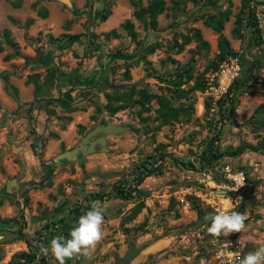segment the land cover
<instances>
[{"label":"rangeland","instance_id":"374dc122","mask_svg":"<svg viewBox=\"0 0 264 264\" xmlns=\"http://www.w3.org/2000/svg\"><path fill=\"white\" fill-rule=\"evenodd\" d=\"M16 1L0 0V264H7L15 252L27 251L19 228L25 234L38 232L39 243L44 246L57 236L69 238L81 216L71 209L85 206L93 194L112 195L118 185L133 186L145 158L146 166H161L163 173L144 177L131 199L100 201L106 209L103 241L90 260L77 257L65 264H114V253L121 257L130 244L144 247V238L165 243L138 264L152 259L153 264H221V250L242 259L264 245V152L245 148L211 166L200 163L206 142L216 138L217 130L215 144L221 151L255 145L264 137V126L253 118H264L256 112L264 103V45L255 43L242 7L244 0H183L177 7L173 0H164L166 8L158 15L155 29L134 16L130 0H70L71 7L57 0H21L15 7ZM149 1L140 0V4L147 6ZM48 2L60 11L50 20L54 27L39 23L32 29L30 9L38 16V11L48 10ZM226 9L230 13L221 33L228 39L232 54L219 61V32L204 21L208 15ZM104 10L110 11L106 23L99 19ZM256 14L264 38L263 4L256 5ZM237 17L242 23L234 32ZM126 21L133 23L135 40L124 28ZM4 29L15 46L3 37ZM112 29L116 36L109 33ZM195 29L200 30L205 45L192 37ZM64 34H78L80 38L58 49ZM182 34L191 38L177 51L175 42H182ZM50 36L61 40H51ZM151 46L153 51H147ZM5 54L12 56L4 61ZM212 60L219 61L217 68L202 73ZM235 62L238 75L229 84L214 76L216 70H226ZM187 66L192 78L181 87L188 93L174 99V104L184 102L186 106L190 102L193 109L168 123L160 125L156 98L145 103L149 110L140 115L137 101L112 116L103 107L106 94L127 91L132 84L136 90L146 88L151 94L170 96L168 85L157 76L171 78ZM200 75L206 80L204 91L192 89L194 78ZM246 76L249 79L238 85ZM233 86L237 88L223 102L224 118L217 100ZM44 98H68L75 109L69 111L63 103H47ZM138 98L136 91L131 102ZM108 121L124 129L98 132L90 140L104 136L103 145L97 143L91 152L58 160L88 131ZM212 121L217 124L214 129ZM159 143L164 144L163 159L157 157ZM46 164L52 167L49 177ZM239 172L243 173V184L233 191L234 175ZM220 190L225 195H217ZM228 198L233 210L246 217V228L215 238L207 232L211 222L206 218ZM13 217L16 221H8ZM137 254L136 258L140 257L141 253ZM40 256L39 251L37 259L28 264H41ZM45 261L58 264L50 253Z\"/></svg>","mask_w":264,"mask_h":264},{"label":"trees","instance_id":"16d2710c","mask_svg":"<svg viewBox=\"0 0 264 264\" xmlns=\"http://www.w3.org/2000/svg\"><path fill=\"white\" fill-rule=\"evenodd\" d=\"M87 1H89V0H87ZM193 1H195V0H193ZM251 1H253V0H244L242 7L245 9L248 24L251 26V29L253 31L255 43L258 45H261V44L264 45V38H262L261 30L259 27V20H258L257 14H256V5L257 4H263L264 5V1H253L254 4H251L250 3ZM130 2L135 7L134 12H133L134 16L140 20H144V22L147 21L146 27L155 29L157 26L158 15L161 14L166 8L165 1L164 0H150L147 6H142L140 4V0H130ZM172 2H174L173 5L175 7H177L179 5V3L183 2V0H173ZM20 4H21V0H18V1L13 3V5L15 7H19ZM229 13H230V10L226 9V10H223L222 12L218 13V15H208L204 21L206 26L211 27L216 32H219V36L217 39L219 61L224 59L226 55L232 54V52H231L232 50L230 49V44H229L228 39L225 36H223L221 33V30L223 28V23H224V21L228 20V14ZM109 15H110V11L104 10L102 12L100 18H99L100 21H105ZM38 16L45 18L47 16V11L46 10L38 11ZM146 18H147V20H146ZM235 22H236V28L234 29V32H238L239 26H241V23H242V18L237 17ZM124 28L126 29L131 40H135L136 39V32L134 31L133 23L130 21H126L124 23ZM109 33H111L113 36L117 35V33L114 29H112ZM109 33L106 34V36H109ZM2 34H3V37H5L12 46H15L12 39L10 38V33L7 29H4ZM192 37L196 41H199L200 45L206 44V42H204L201 38V34H200L199 29L194 30ZM49 38L51 40L52 39L57 40V41L61 40L60 38H53L51 36ZM63 38L64 39L61 42V44H58V49L67 48L72 43L77 42L80 38V35H78V34L65 35L64 34ZM190 38H191V36H188L186 34H182V42L181 43L175 42L177 44V51H181L183 49V45L187 44L190 41ZM89 44H92V41H90ZM14 48H16L15 54L18 55L19 50L17 49V47H14ZM153 49H154V46H151L147 49V51L152 52ZM2 51H3V48H2V46H0V52H2ZM11 56H12L11 54H5L3 56V60L7 61L11 58ZM219 61L218 60L217 61L216 60L210 61L202 73H204L205 71L207 72V71L216 69L218 64H219ZM190 70H191V68L189 66H187L186 68H184V70L177 72V74L175 73L171 78H167V79H164L162 76H157L158 80L164 81L168 85V89L171 91L170 96H166L163 93H152L151 94L147 91L146 88H141L139 90H136L135 85L132 84L131 86H129V89L127 91L115 90L112 94H106L107 102L104 104L103 107L112 116L119 109H123L128 104H130V103L133 104L137 101L136 103H139V105H140L139 111L137 113L140 115L141 112L149 110V107L146 106L145 103H149L151 98H156L157 103H158V107L156 108V111L158 113V116L161 117L160 125L164 124V123H168L170 121V119H176L177 116L181 112L184 113L185 111L193 109L192 104L190 102L188 104H186V106H185L184 102H180L178 105L174 104V99H178L180 97L186 96L188 93V89L186 90L185 88H182L181 86L183 84H185L187 82V80L192 78L191 74L189 73ZM127 71H128V68L126 67L125 75L127 77H129ZM184 76H185V79H184ZM2 77H4V79H6V77L4 75ZM28 79H29V77H28ZM248 79H249L248 76H246L239 83L238 82H236V83H238V85H243ZM36 84H37V82L35 83V85ZM234 87H236V86L228 88L226 93L224 94V96L222 95L217 100V105H218L217 108L220 112H222L221 114L223 115L221 117H224V118L226 117L225 114L223 113V110H224V108H222L223 102L225 101L226 98H229L231 91L235 90ZM192 89L204 91L206 89V80L201 75L196 76L194 78V83L192 85ZM136 91H137L138 95L140 96V98H138L137 100H133L131 102V96ZM45 101L47 103H52V102H57V101L60 104L63 103L65 108L69 111H73L75 109L71 106V102L68 98H66V100H64L63 98L62 99H60V98H47V99H45ZM119 101H120V103H116ZM205 106H206V109H209L210 108L209 102H206ZM96 110L98 111L99 107H97ZM256 112L258 114L261 112V115L264 114V103L260 104L256 108ZM253 118L256 122H259L262 126H264V118H255V115ZM143 120H147V117L143 118ZM221 122L223 123V120ZM210 123H211V126L213 127V129L217 127L216 122L212 121ZM79 127H81V125ZM145 128H146L145 129L146 131L150 130L149 127H145ZM81 129H82V127H81ZM53 135L56 136L55 134H53ZM215 136H216V138H209L208 141L206 142V147L200 156V163L202 166H211L215 161H217L218 159H220L223 156H235V155L241 153L242 151H244L245 148H249L250 150H252L254 152H264V137L261 140H259V142L255 145L243 144L238 149H229V150L221 151L219 149V147L215 144V141H218V139H219V130L216 131ZM31 146H32V148L34 147L33 144ZM163 148H164V144L159 143L157 150L158 151L161 150V152L157 153V155H158L157 157H159L160 159H163V156H164V151L162 150ZM146 160H147V158H145L144 162H141L142 163L141 164V167H142L141 171L142 172L141 171L139 172L138 178L136 179V182L133 186H131V185L119 186L118 185L115 189V191H117V192L116 193L114 192L112 195L111 194H108V195L93 194L90 196V199H88V202L85 206H82V208H78V206H76V207L74 206V208L71 209V212L74 215L83 214L87 209L90 208L91 203L96 199H98L99 201L107 200L110 198H120V199H125V200L131 199L133 197L134 191L137 189V186L141 184L144 177H147V176L152 175V174L160 175L163 173V169L161 168V166H152V165H150V167L146 166L145 165L147 163V162H145ZM175 161H176V163L181 164V165L190 164V162L186 163V162L179 161V160H175ZM45 167H46L45 170L47 171V176L49 177L51 175V172H52V167L49 164H46ZM104 196H105V198H104ZM26 199H27V197H26ZM139 208H140V206L137 207V209L134 211L133 215L139 210ZM198 212H199V210H198ZM8 221H16V218H14V217L10 218ZM36 235H37V238H36L35 234L31 235V236H27V235L21 233V231H20V236L22 238H24L26 243H27V251L15 252L14 254H12V256H11L10 260L7 262V264H28V263L35 261L37 259V253L40 251V247L42 245L41 243H39L38 232ZM45 257L46 256L41 253L40 258L38 259L39 261H41V264H46ZM0 258H1V255H0Z\"/></svg>","mask_w":264,"mask_h":264},{"label":"clouds","instance_id":"9594fccd","mask_svg":"<svg viewBox=\"0 0 264 264\" xmlns=\"http://www.w3.org/2000/svg\"><path fill=\"white\" fill-rule=\"evenodd\" d=\"M235 183L236 187L232 189L233 191L243 184V180L237 179ZM217 195H225L224 190H220ZM105 212L106 209L100 201H93L90 209L79 216L76 225L69 233V238L54 237L48 246L41 245V253L45 256L50 253L58 264H65L66 260L77 257L90 260L105 237ZM206 219L211 222L207 232L215 238L227 237L233 232L241 233L246 228L244 222L246 217L233 210L231 198L223 200L222 206L217 207L216 213ZM219 255L224 260V264H234L232 253L225 254L221 250ZM239 264H264V245L244 255L239 260Z\"/></svg>","mask_w":264,"mask_h":264},{"label":"water","instance_id":"95a60500","mask_svg":"<svg viewBox=\"0 0 264 264\" xmlns=\"http://www.w3.org/2000/svg\"><path fill=\"white\" fill-rule=\"evenodd\" d=\"M57 1H60L61 3L69 7L72 6L70 0H57ZM89 29H90L89 27L86 29L88 40L90 39ZM123 129H124L123 127L116 126L109 121L105 124H98L94 128H92L90 131H88L73 149L61 153L58 156V160L63 159V158L64 159L74 158L76 157L78 152H82V153L91 152L94 150L95 145L97 143L103 145L104 140H105L104 136H100L98 138H95L94 140H90L91 136L97 134L98 132H102V133L119 132V131H122ZM138 250H139L138 247L134 246V244H130L129 249L126 252V254L121 258H117L114 264H126L128 261H130L133 258V256L137 253ZM153 261H154L153 259L148 260L147 262L143 264H152Z\"/></svg>","mask_w":264,"mask_h":264},{"label":"crops","instance_id":"0c3cea01","mask_svg":"<svg viewBox=\"0 0 264 264\" xmlns=\"http://www.w3.org/2000/svg\"><path fill=\"white\" fill-rule=\"evenodd\" d=\"M48 3H50V2H48ZM48 7V14H47V16L45 17V18H42V17H39V16H37V14H34V11H31V9H30V14H31V16H30V18H33L34 19V21H33V23H32V29L35 27V28H38V24L39 23H43L44 25L43 26H45V27H47L48 25L49 26H51L50 25V23L52 22V21H50V20H53V14L54 13H60V11L58 10V12H57V7L51 2L50 3V5L49 6H47ZM18 10H19V8H18ZM33 15H35V16H33ZM58 16H60L59 14H58ZM57 16V17H58ZM36 17H38V20L36 19L35 20V18ZM41 21V22H40ZM106 22H108V20L106 19L105 21H104V23H106ZM34 26V27H33ZM44 27V28H45ZM51 27H54V26H51ZM56 27V26H55ZM48 28H50V27H48ZM43 58L42 59H45V57H44V55L42 56ZM51 70V69H50ZM48 71V79H50V76H49V74L50 75H52V71ZM47 76V75H46ZM47 78V77H46ZM54 79H55V77H54ZM47 80V79H46ZM76 81H78V83L80 82V79L78 78H76ZM44 83V82H43ZM86 85V84H84V83H81L80 85ZM45 85H46V82H45ZM44 99H46V98H44ZM113 199H120V198H113ZM107 200H109V199H107ZM121 200V199H120ZM106 201V200H105ZM90 209V208H89ZM140 239V238H139ZM145 239V241L146 242H144L143 243V246L144 247H140V245H137L136 244V247H138V248H140L138 251H137V253H141V255H140V257H137L136 258V256L135 257H133V259H131V261H130V264H138V263H140V262H142L141 260L142 259H144V258H147L150 254H152V253H154V252H156V251H158V250H160L161 249V247L164 245V243L165 242H163V241H159V240H153V241H150V240H148V238H144ZM141 244V243H140ZM135 246V245H134ZM124 247V246H123ZM122 247V248H123ZM136 253V254H137ZM135 254V255H136ZM138 255V254H137ZM148 261V260H147ZM147 261H145V262H147ZM145 262H143V263H145ZM154 262V261H153ZM152 262V263H153ZM163 264V263H162ZM164 264H166V263H164Z\"/></svg>","mask_w":264,"mask_h":264},{"label":"built area","instance_id":"2783aa9c","mask_svg":"<svg viewBox=\"0 0 264 264\" xmlns=\"http://www.w3.org/2000/svg\"><path fill=\"white\" fill-rule=\"evenodd\" d=\"M237 59H235L236 61ZM238 71H239V65L237 62H235L234 64L231 65L230 68L223 70V69H219L218 71L216 70L214 72V76H218L221 78V80L223 79L226 84H229L237 75H238ZM220 72V74H219ZM225 84V85H226ZM243 173L239 172L238 174L236 173L234 176V179H240V180H244V177L242 176ZM234 256V264L239 263V258L236 254L233 255ZM221 264H224V260L222 261Z\"/></svg>","mask_w":264,"mask_h":264},{"label":"flooded vegetation","instance_id":"af4514ba","mask_svg":"<svg viewBox=\"0 0 264 264\" xmlns=\"http://www.w3.org/2000/svg\"><path fill=\"white\" fill-rule=\"evenodd\" d=\"M87 210H89V209H87ZM87 210H86V211H87ZM86 211H85V212H86ZM85 212H84V213H85ZM84 213H83V214H84ZM83 214H81V215H83ZM59 221H60V223H61L63 220H59ZM20 231H21V233H23V232H22V229L19 228V235H20ZM23 234H25V233H23ZM34 234H35V232L32 233V234H25V235H27V236H31V235H34ZM35 236H36V234H35ZM21 239L24 241V243H25V245H26V248H27V243H26L25 239L22 238V237H21ZM128 249H129V248H128ZM126 251H127V250H126ZM126 251H125V253H124L121 257H123V256L126 254ZM113 255L115 256L114 263H115V261H116L117 258H121V257L116 256L117 253H114ZM136 256H137V255H136ZM133 257H135V255H134ZM132 259H133V258H132ZM130 261H131V260H130ZM130 261H128L126 264H130ZM141 264H143V263H141ZM152 264H153V263H152Z\"/></svg>","mask_w":264,"mask_h":264},{"label":"bare ground","instance_id":"6f19581e","mask_svg":"<svg viewBox=\"0 0 264 264\" xmlns=\"http://www.w3.org/2000/svg\"><path fill=\"white\" fill-rule=\"evenodd\" d=\"M222 82H223V83H226L223 79H222Z\"/></svg>","mask_w":264,"mask_h":264}]
</instances>
